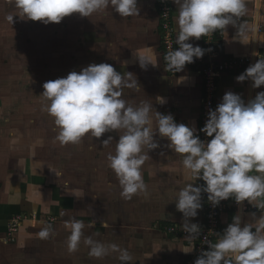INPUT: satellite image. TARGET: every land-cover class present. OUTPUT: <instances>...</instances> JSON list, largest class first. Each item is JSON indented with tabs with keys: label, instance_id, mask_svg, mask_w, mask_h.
I'll return each instance as SVG.
<instances>
[{
	"label": "crops",
	"instance_id": "1",
	"mask_svg": "<svg viewBox=\"0 0 264 264\" xmlns=\"http://www.w3.org/2000/svg\"><path fill=\"white\" fill-rule=\"evenodd\" d=\"M172 4L173 23L177 38L179 32L178 10L174 0H172ZM5 7L8 11L7 17L9 15L23 17L15 7V0H0V38L2 39L5 36V24L7 27L9 26L8 22H4ZM138 8L139 15L121 17L109 5L89 17L73 13L65 17L59 24L50 23V26L55 27V30L59 26L60 30L64 31L67 49L74 48L67 52L80 54L81 63L77 66L80 71L90 64L108 63L122 74L131 72L136 76H133V79L137 78L139 85L137 88H124L122 99L133 106H138L142 102L150 103L152 105L150 117L154 131L156 130V113L159 112L173 115L177 123H183L190 128L195 127L199 135L201 104L204 94L203 77L197 67L189 64L176 75L169 73L162 53L157 0H138ZM7 17L6 21H8ZM23 19L25 20V18ZM241 25L244 26L243 31L240 30ZM10 29L8 27L7 31ZM201 41L202 37L199 40L191 38L188 42L194 46H200ZM216 46L218 53L212 57L213 62L222 63L228 59L241 57L250 59V62L240 64L237 68L222 73L218 79L216 107L228 91L239 94L246 103L254 99L258 92L264 91V86L254 88V82L250 79L244 82L236 80L237 76L244 73L258 59H264V0H246L244 15L237 19L236 25L226 26ZM139 58H143L142 63L145 67H141ZM157 97L163 98L164 102H158ZM123 131L107 132L113 134L114 155L116 143ZM2 134L5 135V132L0 133V144L3 143L2 139H5ZM154 140L160 144L159 148L148 150L145 146L143 149V152L150 156L141 169L147 185V193L140 192L132 196L131 199H124L120 195L122 189L115 172L112 173L113 189L110 190L106 189V184L102 186L104 177L109 174L110 170L99 169L102 171V173L99 171L98 181L101 193H97L98 198L92 207H87L91 196L90 191H92L90 189L91 181H86L85 187L82 185L85 192L79 191L81 188L79 186L65 185L59 182V174H52V179L48 182L44 173L37 172L33 165V158H28L24 153L19 163L13 161L16 164V167H13L11 158L7 156L14 151L13 147L7 145L4 149L0 148V264H38V254L45 260L57 261L56 255H53L52 252L58 251L55 248L57 244L54 248L48 246L49 249L45 250L47 242L36 236L38 234L34 233L36 227L33 225L29 231L28 228H25L27 231L24 232V236L19 237V240L8 241L5 239L7 237V222L13 215L17 213L36 215L38 208L44 209H41L42 213L49 212L48 214H51L56 222H65L61 219L64 213L72 215L76 208L81 210L85 213L87 232L93 230L98 234L96 241L106 245L115 243L121 249L124 247L128 252H133L135 260H141L144 257L145 261H149L148 264H185L188 259L194 258L197 254L198 236L193 239H189L188 235L174 237L170 235V232H166L167 229L163 231V228L177 222L181 225L184 224L185 217L177 210L175 199L178 197L179 191L188 184L201 187V179H197L190 170L182 167L183 156L167 146L170 141L161 137L158 130L154 133ZM103 147L105 151L107 147ZM16 150L19 152L20 148L17 147ZM103 162L106 161L101 158L100 163ZM49 165L53 168V165ZM170 167H175L177 170L169 171ZM70 168H72V164ZM37 184L46 187L44 196L40 197L37 194L34 196ZM39 190L42 191L40 187ZM104 197H108L109 200L105 201ZM43 198L45 201L42 200ZM259 199L264 200V197ZM222 202L228 208L222 212L221 223L217 235L213 238V244L223 236L228 225L233 223L234 217L240 218V226L243 228L246 224H252L255 227L256 221L264 216V207H256L248 200L237 203L235 196H231ZM201 205L198 215L188 218L191 223L200 225L204 220L205 206L202 194ZM93 207L96 208L94 211L97 213L96 216L95 213L88 212ZM153 222L160 223L163 228L160 231L157 229L150 231L148 227ZM38 226L37 228H42V224H38ZM253 231H255L254 228ZM106 236L110 237L103 239ZM143 239L146 240L148 249L140 248ZM82 246L83 259L81 260L87 261V264H90L91 261L105 264V258H109L113 262L121 261L116 252H110L102 258H91L88 253L89 246L85 243ZM192 247L193 250L190 253L184 252L185 249ZM51 254L53 255L52 259L46 257ZM200 255L195 256V261ZM70 256L77 257L74 252Z\"/></svg>",
	"mask_w": 264,
	"mask_h": 264
},
{
	"label": "clouds",
	"instance_id": "2",
	"mask_svg": "<svg viewBox=\"0 0 264 264\" xmlns=\"http://www.w3.org/2000/svg\"><path fill=\"white\" fill-rule=\"evenodd\" d=\"M174 3L178 10V48L166 53L165 59L166 69L176 72L194 63V58L205 55L204 49L188 42L191 38L199 40L210 32L224 31L229 24L236 25L246 11V0H174ZM109 5L121 17L139 15L138 0H15V7L24 18L45 24H59L73 13L89 17ZM14 17L9 15L7 19L13 23ZM243 29L241 25L240 30ZM142 59L139 61L143 68ZM133 76L131 72H118L111 64L94 63L80 72L72 71L66 77L45 82L42 95L50 101L47 111L59 128L56 139L62 145L75 144L89 134L101 138L107 132L124 130L116 143L115 155L109 154L107 159L119 180L121 197L131 199L137 193H147L141 169L150 156L143 149L160 147L154 140L158 130L161 137L170 141L167 146L183 156L182 167L206 182L203 188L188 184L175 199L177 210L185 217L182 228L190 234L189 239L200 233L199 225L188 218L198 215L202 191L208 193L213 206L235 196L237 203L248 200L256 207H264V200L259 199L264 197V91L247 103L239 94L226 92L218 106L209 110L205 126L199 130L211 137L203 142L195 127L177 123L171 114L157 112L154 131L152 105L142 102L133 106L122 99L124 88L139 85ZM249 79L254 88L264 86V59H258L236 77L237 82ZM157 99L164 102L163 98ZM112 139L109 136L102 141L103 145L107 146ZM66 226L71 228L67 247L73 253L78 249L85 225L73 218L66 221ZM50 233V227H42L39 236L47 239ZM84 243L90 248V257L102 258L116 252L122 264L132 259L127 249L115 243L106 245L91 237H86ZM208 245L195 264H264V216L256 221L255 227L246 224L243 228L240 218L234 217L223 236ZM193 247L184 252L190 253Z\"/></svg>",
	"mask_w": 264,
	"mask_h": 264
},
{
	"label": "rangeland",
	"instance_id": "3",
	"mask_svg": "<svg viewBox=\"0 0 264 264\" xmlns=\"http://www.w3.org/2000/svg\"><path fill=\"white\" fill-rule=\"evenodd\" d=\"M7 13L5 7L4 22H8V27L11 29L7 31L8 27L5 24V36L3 39L0 38V133L5 132V135L2 134L5 136V139H2L4 144L1 143L0 148L4 149L7 145L13 147L14 151L7 155L11 158L13 167H16L13 161L19 163L24 153L28 158H33V165L37 172L44 173L48 182L51 181L52 174H59V182L65 185L79 186L81 187L79 191L85 192L86 190L83 188L86 186L85 182L91 181L90 189L92 191H90L91 196L87 207H92L98 198L97 193H101L98 187L99 169L110 170L109 174L104 177L102 186L106 184V189H113V170L107 159L109 154L114 155L113 139L106 146L105 151L102 143L109 136L113 137V134L107 133L101 138H92L89 134L78 143L62 145L56 139L59 128L55 125V118L47 111L50 101L42 95L45 82L66 77L72 71L80 72L77 66L81 63V56L77 52H67L74 50V48L67 49L64 31L60 30L59 26L56 31L55 27H51L50 24H45L42 21H31L26 18L24 20V17H14V22L11 23L6 21ZM17 147L20 148V153L16 150ZM13 153L16 154L13 155ZM101 158H104L106 162L100 163ZM49 164L53 165V168ZM71 164L72 168H70ZM100 172L102 173V171ZM37 185L34 196H44V188L46 187ZM39 187L42 191L39 190ZM103 199L109 200L108 197ZM42 200L45 201V198ZM41 209L43 208L37 209L36 215L28 213L13 215L7 222V237L5 239L8 241L19 240V237L24 236V232L27 231L25 228H28L29 231L32 225L36 227L34 233L38 234L36 235L38 237L41 229L37 227H39L38 224H42V227L51 228L50 236L43 239L47 242L45 250L49 247L54 248L57 244L55 248L58 251L57 249L56 253L55 250L52 251L53 255H56L57 261L45 260L37 253L39 256L38 264H87V261L81 260L83 259L81 248L84 243L82 239L91 237L93 240H97L98 234L96 231L87 232L85 229L88 228L84 219L85 213L76 208L72 215L64 213L61 216L65 222H56L55 218L48 214L49 212L42 213ZM94 211H96L94 207L88 210L91 214H94ZM96 215L97 213H95ZM73 218L83 221L85 225L78 249L74 252L77 257H71L67 247V238L71 234V228L66 226V221ZM170 227L175 228V231L170 232V235L174 237L189 235L178 222L165 228L160 223L153 222L148 229L160 231L163 228V231L167 229L166 232L169 233ZM108 237L110 236L103 237V239ZM146 243V240H141L140 245L142 247L140 248L148 249L149 246ZM132 253L129 252V254ZM53 255L45 256L52 259ZM133 256L132 254V259L128 264L149 263V261H145L144 257L141 260H135ZM110 260L105 258V264H122V261L113 262ZM90 264H97V262L91 261Z\"/></svg>",
	"mask_w": 264,
	"mask_h": 264
},
{
	"label": "built area",
	"instance_id": "4",
	"mask_svg": "<svg viewBox=\"0 0 264 264\" xmlns=\"http://www.w3.org/2000/svg\"><path fill=\"white\" fill-rule=\"evenodd\" d=\"M159 29L162 44V53L166 57V53L178 48L176 44L175 28L173 23V4L172 0H157ZM222 35V30L210 32L207 36L202 37L200 47L205 50L203 58H194V65L197 67L198 72L203 77L204 94L201 104V115L199 130L205 126L208 119L209 110L216 108L217 101V89L218 79L223 72L230 71L237 68L240 64L250 62L247 57H241L238 59H228L222 63L213 62L212 57L218 53L217 43ZM166 64V59H165ZM171 75H176L178 72L175 70H168ZM199 137L203 142H208L211 137H208L202 131H199ZM206 187V182L201 179V188ZM202 198L205 206L204 220L200 225V233L197 238L196 255L202 254L203 251H207L209 243H213V238L217 235L222 212L228 208L224 202H220L219 205L213 206L208 200V193L202 191ZM18 224V223H17ZM175 231V228H169V232ZM194 258L188 259L185 264H194Z\"/></svg>",
	"mask_w": 264,
	"mask_h": 264
}]
</instances>
